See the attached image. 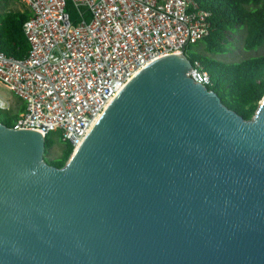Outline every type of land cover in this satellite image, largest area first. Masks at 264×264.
Here are the masks:
<instances>
[{"label": "water", "instance_id": "1", "mask_svg": "<svg viewBox=\"0 0 264 264\" xmlns=\"http://www.w3.org/2000/svg\"><path fill=\"white\" fill-rule=\"evenodd\" d=\"M193 66L148 64L62 168L0 124V264H264V96L246 121Z\"/></svg>", "mask_w": 264, "mask_h": 264}, {"label": "built area", "instance_id": "2", "mask_svg": "<svg viewBox=\"0 0 264 264\" xmlns=\"http://www.w3.org/2000/svg\"><path fill=\"white\" fill-rule=\"evenodd\" d=\"M15 1L31 15L21 28L27 56L0 52V84L24 105L12 128L59 133L73 152L142 69L186 55L211 30L210 13L194 0ZM187 76L210 86L195 63ZM8 108L0 98V110Z\"/></svg>", "mask_w": 264, "mask_h": 264}, {"label": "trees", "instance_id": "3", "mask_svg": "<svg viewBox=\"0 0 264 264\" xmlns=\"http://www.w3.org/2000/svg\"><path fill=\"white\" fill-rule=\"evenodd\" d=\"M7 0H3L6 2ZM200 9L210 13V33L191 45L187 57L210 77L209 90L215 92L221 102L244 120L254 116L264 96V55L236 63H224L210 55H224L228 52L227 38L237 29L246 31L243 47L253 50L264 43V0H194ZM23 11L0 13V52L22 60L27 56L28 44L22 33V24L30 17ZM24 112L23 103L14 113L0 110V124L12 127L14 121ZM59 158L45 160L56 168H62L73 153L68 143H63ZM52 148L48 135L45 136L44 156Z\"/></svg>", "mask_w": 264, "mask_h": 264}, {"label": "rangeland", "instance_id": "4", "mask_svg": "<svg viewBox=\"0 0 264 264\" xmlns=\"http://www.w3.org/2000/svg\"><path fill=\"white\" fill-rule=\"evenodd\" d=\"M25 6L18 3L15 0H7L6 2H0V13L7 11H23ZM246 31L243 28L237 29L234 34H231L228 38V52L224 55H210L212 58L222 61L224 63H236L249 58H256L264 55V43L262 46L253 50H245L243 47L244 37ZM0 98L6 101L9 105V113L17 111L18 107L22 102L17 99L12 93H10L5 87L0 84ZM52 148L48 151L47 155L44 156L49 161H55L59 158L61 150L63 148V142L60 140L59 133H51L48 135Z\"/></svg>", "mask_w": 264, "mask_h": 264}]
</instances>
